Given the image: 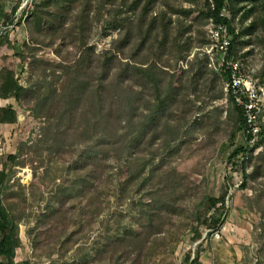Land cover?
<instances>
[{"label": "trees", "instance_id": "16d2710c", "mask_svg": "<svg viewBox=\"0 0 264 264\" xmlns=\"http://www.w3.org/2000/svg\"><path fill=\"white\" fill-rule=\"evenodd\" d=\"M116 1L45 0L35 5L28 16L36 32L44 27L57 32L66 23L65 11L73 9V4L80 2L79 11L88 15L92 4L96 5V13H99L103 6ZM126 1L120 0L124 9L118 5V10L110 11L116 14L137 11V22H128V18L120 21L115 17L107 22L104 32L121 29L122 33L112 41L109 49L100 53H96L93 45L87 46L86 41H81L83 45H80L78 58L71 64L57 67L60 88L46 89L45 96L40 98L33 87L20 84L12 68L3 65L0 67V99L20 101L36 98L32 111L36 116L40 112L46 116L38 137L26 148L40 152L39 155H44L49 162L42 172L33 174L36 183L32 182L30 195L36 199L37 205L43 204L38 216L62 226L63 219L68 215L66 204L78 200L82 212L79 215L87 214L99 235L92 250L97 254L104 252L106 264H151L155 256L153 241L161 233L163 221L170 212L166 199L169 193L166 192L174 185L177 172L162 170L160 165L151 166L147 162L148 157L145 158L141 152L155 137L158 125L168 119L172 107L180 104L182 93L174 92L175 74L166 72L157 62H151L157 50L160 57L165 53L171 34V19L164 11L153 14L158 0ZM164 4L172 13L180 14L183 21L184 17L196 11V8L181 9ZM52 6L55 12L49 10ZM223 10L230 15L221 16ZM48 17H53L56 22L49 21L51 18ZM198 18L201 24L212 20L227 25L232 36L227 58H243L240 48L250 44L243 37L252 34L259 26L264 29V0H204ZM251 18L250 23L245 24ZM84 20L71 30L72 34L83 32L87 23ZM182 20L176 22V36L191 31L192 25L184 26ZM236 20L239 21L236 24H240L239 30L234 25ZM135 36H140V39L136 51L132 53V60H128L123 49L131 44ZM8 43V34H0V48ZM209 44L210 39L207 38L199 41L198 45L205 47ZM146 45L150 55L139 61L136 56ZM177 46L178 59H185L191 43L188 41ZM195 62L198 67L193 81L209 73L215 79L221 78L224 83L229 75L226 68L216 71L210 67L206 54L202 59L196 57ZM255 76L264 84V64ZM139 86L145 88L147 94ZM229 101V118L234 121L235 132H242L244 143L230 150L228 161L235 168L240 167V187L245 188L248 179L254 180L264 173V152L255 158L252 172L246 173L244 157H250L257 144L250 146L243 110L232 98ZM141 104L145 105V115L142 114ZM232 137L234 139V133ZM260 142L264 143V125ZM22 151L19 147L17 153L9 154L0 167V264H29L27 261H15L16 250L22 245L20 218L10 207L14 203L9 202L14 195L26 197L21 184H17L19 190L13 192L10 183L14 177L12 167L20 164L17 157ZM240 157L243 162L239 164ZM117 173H120L118 179L121 181L112 187L114 174ZM37 184L50 188L45 192L39 190ZM227 195V187L217 197L204 191L193 211L197 221V226L192 228L194 239L201 237L199 227L202 225L209 234L224 226ZM78 220L77 228L75 225L71 227L76 230H71L69 236L81 231L84 221L81 218ZM49 226L54 227L53 224ZM68 226L64 224V231H68ZM253 232V242L259 245L258 252L264 258V214ZM26 233L31 238L30 228ZM83 246L84 242L77 243L75 252L81 251ZM200 257L199 250L194 255L188 252L183 264H202Z\"/></svg>", "mask_w": 264, "mask_h": 264}, {"label": "rangeland", "instance_id": "374dc122", "mask_svg": "<svg viewBox=\"0 0 264 264\" xmlns=\"http://www.w3.org/2000/svg\"><path fill=\"white\" fill-rule=\"evenodd\" d=\"M43 1L45 0H0V34L7 33L9 41L0 48V67L5 65L12 68L20 84L33 87L40 98L45 96L46 89L60 88L57 67L71 64L78 58L80 45H83L81 41H86L87 46L93 45L96 53H100L109 49L112 41L122 33L121 29H108L104 32L107 22L114 20V17L120 21L128 18V22H137V11L127 14L110 11L118 10V5L125 8L120 0L112 5L106 4L99 13H96V5L92 4L88 15L79 11L80 2H77L72 5L73 9L65 11L66 23L59 31H48L44 27L36 32L28 13ZM129 2L130 0L126 1ZM164 3L181 9L196 8V11L184 17L183 21L180 14L172 13ZM203 4L204 0H158L153 8V14L166 12L172 23L164 55L160 57L157 50L155 56L151 57V62H157L166 72L175 74L174 92H181L182 95L180 104L172 107L168 119L158 125L154 131L155 137L141 152L145 158L148 157L147 162L151 166L160 165L162 170L177 172L174 185L166 192L169 193L166 199L170 204V212L163 221L161 233L153 241L155 256L151 264H183L185 255L188 252L194 255L197 250L200 251V259L204 264H264V258L257 249L259 245L253 242L254 226L258 225L264 214V173L254 180L248 179L247 187H240L241 169L235 168L228 161V154L235 145L244 143V136L242 132H235L234 121L229 118V98L226 100L224 93L220 94L223 81L221 78H213L209 73L198 81L192 80L198 67L196 57L202 59L206 54V48L198 45L199 41L206 40L209 36V21L201 24L198 18ZM49 10L56 11L53 6ZM226 13L230 15L227 11ZM49 18V21L56 22L53 17ZM84 18L87 23L83 32L72 34L71 30L79 22H83ZM178 19L183 21L184 26L192 25L191 31L183 36H176ZM251 20L252 18L245 24ZM236 22L239 21L234 23L239 30L240 24ZM135 37L123 49L128 60H132V53L136 51L140 39V36ZM178 37V40H173ZM243 39L250 41L249 45L240 48L245 68L258 75L264 64V29L259 26ZM188 41L191 46L187 56L185 59H178L176 44L181 46ZM151 43L152 41V46ZM149 55V47L146 45L136 58L141 61ZM190 64H193V68H190ZM141 90L147 94L145 88L141 87ZM35 102L36 98L20 101L13 98L0 99V167L9 154L17 153L19 147L23 150L17 157L20 164L12 167L14 177L10 182L13 192H17V184H21L27 197L14 195L9 200L11 204L14 203L10 207L14 208V213L20 218L22 245L16 250L15 261H27L29 264H106L104 252L97 254L92 250L99 235L90 217L87 214L79 215L82 212L78 200L66 204L68 215L63 219L62 226L58 225L61 223H51L38 216L43 204L37 205L36 199L30 195L32 182L36 183L33 174L42 172L49 166V162L44 155H39L40 152L26 149L36 140L46 121L43 112L36 116L32 111ZM144 106L141 104V110L145 109ZM142 114L145 115L146 111ZM261 152H264L262 142L253 149L250 157H244L246 173L252 172L255 158ZM238 162H243L242 157ZM119 176L120 173L114 174L115 182L112 187L121 181ZM36 186L45 192L50 188L38 184ZM225 186L228 190L225 204L226 225L211 234L202 225L199 227L201 237L194 239L192 228L197 226L193 214L196 204L204 191L217 197ZM24 198L27 199L26 202L22 201ZM68 216H72V219H68ZM79 218L84 221L81 231L69 236L71 230H76L71 227L75 225L77 228ZM52 224L54 227L49 226ZM64 224H69L68 231L62 228ZM29 228L31 238L26 233ZM80 242H84L85 246L81 251L75 252L77 243ZM84 257L87 259L83 260Z\"/></svg>", "mask_w": 264, "mask_h": 264}, {"label": "built area", "instance_id": "2783aa9c", "mask_svg": "<svg viewBox=\"0 0 264 264\" xmlns=\"http://www.w3.org/2000/svg\"><path fill=\"white\" fill-rule=\"evenodd\" d=\"M221 16H227L225 10ZM207 26L210 44L205 46V53L210 57L209 65L216 71L224 68L229 71L223 83L225 99L232 98L243 110L249 143L251 147L257 144L254 147L256 149L264 125V84L253 71L245 68L243 58H227L232 37L227 25L210 20Z\"/></svg>", "mask_w": 264, "mask_h": 264}, {"label": "crops", "instance_id": "0c3cea01", "mask_svg": "<svg viewBox=\"0 0 264 264\" xmlns=\"http://www.w3.org/2000/svg\"><path fill=\"white\" fill-rule=\"evenodd\" d=\"M228 224V223H227ZM226 224H224V226H225ZM224 228V227H223ZM236 248V247H235ZM202 264H204L203 262H202Z\"/></svg>", "mask_w": 264, "mask_h": 264}]
</instances>
